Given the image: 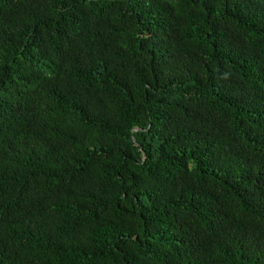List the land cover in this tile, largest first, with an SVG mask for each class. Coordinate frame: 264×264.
I'll list each match as a JSON object with an SVG mask.
<instances>
[{
    "label": "trees",
    "instance_id": "16d2710c",
    "mask_svg": "<svg viewBox=\"0 0 264 264\" xmlns=\"http://www.w3.org/2000/svg\"><path fill=\"white\" fill-rule=\"evenodd\" d=\"M0 264H264V0H0Z\"/></svg>",
    "mask_w": 264,
    "mask_h": 264
},
{
    "label": "water",
    "instance_id": "95a60500",
    "mask_svg": "<svg viewBox=\"0 0 264 264\" xmlns=\"http://www.w3.org/2000/svg\"><path fill=\"white\" fill-rule=\"evenodd\" d=\"M134 130H138V128H135Z\"/></svg>",
    "mask_w": 264,
    "mask_h": 264
}]
</instances>
